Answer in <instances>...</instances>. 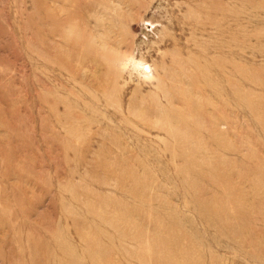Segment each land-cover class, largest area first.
Listing matches in <instances>:
<instances>
[{
  "label": "rangeland",
  "instance_id": "374dc122",
  "mask_svg": "<svg viewBox=\"0 0 264 264\" xmlns=\"http://www.w3.org/2000/svg\"><path fill=\"white\" fill-rule=\"evenodd\" d=\"M0 264H264V0H0Z\"/></svg>",
  "mask_w": 264,
  "mask_h": 264
},
{
  "label": "bare ground",
  "instance_id": "6f19581e",
  "mask_svg": "<svg viewBox=\"0 0 264 264\" xmlns=\"http://www.w3.org/2000/svg\"><path fill=\"white\" fill-rule=\"evenodd\" d=\"M143 66H144L145 69H146V76H147L148 78H150V79L155 78L154 74L151 73L152 71H151V67H150V65L147 64V63H145V64H143Z\"/></svg>",
  "mask_w": 264,
  "mask_h": 264
}]
</instances>
